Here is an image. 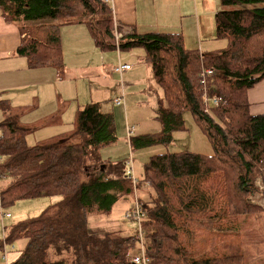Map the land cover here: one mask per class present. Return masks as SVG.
Listing matches in <instances>:
<instances>
[{
	"label": "trees",
	"instance_id": "1",
	"mask_svg": "<svg viewBox=\"0 0 264 264\" xmlns=\"http://www.w3.org/2000/svg\"><path fill=\"white\" fill-rule=\"evenodd\" d=\"M219 6L217 40L226 47L203 53L188 49L181 32L139 34L135 28L128 32L115 24L106 0H0L4 19L18 24L24 36L16 54L32 69L63 72L64 24H85L101 52L145 50V62L163 92L158 111L162 130L156 136L130 137L132 145L171 143L174 133L185 131L184 115L191 113L214 150L211 156L192 152L152 156L144 165V185L135 186L126 162H105L101 157L102 150L118 142L112 111L99 103L88 104L78 109L70 133L30 145L28 138L38 126L22 124L20 111L12 113L16 110L11 105L0 102L4 117L0 206L62 197L39 217L8 230L0 253L27 240L11 264H133L130 256L139 249L137 231L101 238L89 232L88 219L93 214L109 216L127 195H135V204L143 186L148 199L138 202L149 264H246L239 247L231 245L230 253L222 249L231 250L227 236L238 233L234 227L242 218L263 211L250 198L261 191L257 182L264 187V114H250L248 92L264 81V0H220ZM51 20L60 23L28 25ZM212 68L215 78L202 79L203 71ZM215 89L227 105L206 112L204 91ZM199 226L220 229L221 234L206 243ZM219 237L225 239L217 250Z\"/></svg>",
	"mask_w": 264,
	"mask_h": 264
},
{
	"label": "rangeland",
	"instance_id": "2",
	"mask_svg": "<svg viewBox=\"0 0 264 264\" xmlns=\"http://www.w3.org/2000/svg\"><path fill=\"white\" fill-rule=\"evenodd\" d=\"M186 4L187 11H193L192 18L187 17L184 20V26L187 29L184 36L186 47L192 50L199 49L203 53H212L225 49L226 42L217 40L216 34L215 15L220 9V0H197L196 5L193 1L188 0ZM142 14L143 11H141ZM169 31L175 30L169 29ZM64 41L66 55L64 60L62 46L64 74L61 77L64 80L61 88L66 91L64 98L68 101L61 103L59 115L63 116V113L71 112L72 108V116H63L64 123L62 126L46 128L31 134L28 138L30 145H36L60 134L70 133L73 130L74 114L78 106H80L78 109H81L84 105L98 102L102 105L103 110L113 112L118 136V142L115 145L102 150V158L110 162H126V172H129L133 180L139 182V184L141 183V185H144V165L152 156L180 152H192L207 156L214 154L211 142L204 135L191 113L184 115L185 131L174 133L171 143L166 145L151 144L147 147H139L136 143L132 145L128 136L130 127L134 128L132 137L156 136L162 130L158 111L163 102V92L153 77L151 67L145 62V50L137 47L126 52H103L106 55H110V59L108 61L103 59L102 61H97L95 59V45L90 34L82 45L81 43L78 44V42L74 44L73 42L76 41V38L70 35H65ZM103 53L102 56L104 55ZM120 63H129L131 67H138L135 70V80L140 81V84L134 86L133 92V83L127 82L125 75L121 77L118 76L119 74L115 75L110 72L111 65L118 66ZM26 89L30 88H22L19 91ZM216 91H218L217 89H215V93H218ZM122 93L125 96V105L118 106L115 104V100ZM67 95L71 98H66ZM46 103L48 104L47 101ZM46 106H43V108ZM13 112L17 113L18 111ZM18 117L21 118L20 114H18ZM2 118L3 115L0 112V121ZM257 187L261 191L252 196L250 201L262 209V213L242 218L234 227V231L236 230L238 233L233 237L227 236L226 240L231 250L222 249V252L230 253L233 251L232 246L239 247V251L246 258V264H264V196L262 194L264 187L261 181L257 182ZM3 188L4 184L1 181L0 189L2 190ZM147 190L143 186L141 190L137 191L138 201L141 204L142 197V201L148 199L149 193ZM61 199V196L40 197L18 201L6 209L0 206V241L4 240L6 233L12 226L39 217L51 205ZM134 199V194L124 197L115 205L109 216L91 215L88 219L89 232L101 238L109 234H120L124 237L134 234L137 231L138 224L126 218L127 213L135 205ZM7 214L10 215V218L4 217ZM218 226L219 224L217 223ZM205 227L203 230L200 227L199 230L200 236L206 243L213 239L214 236L221 234L220 229L206 231ZM222 239L225 238L219 237L217 241V250ZM197 242L195 240L194 244H197ZM26 245L27 240L23 239L8 246L7 263L2 260L4 252H1L0 264H11L17 261Z\"/></svg>",
	"mask_w": 264,
	"mask_h": 264
},
{
	"label": "crops",
	"instance_id": "3",
	"mask_svg": "<svg viewBox=\"0 0 264 264\" xmlns=\"http://www.w3.org/2000/svg\"><path fill=\"white\" fill-rule=\"evenodd\" d=\"M187 1L188 0H113L111 8L114 13L115 24H120L122 27L126 28L128 32L132 30V28H135L139 34L151 32H181L185 36L187 29L186 26H184V20L187 17L192 18L193 16V11L188 12L186 9ZM191 1L196 5L197 0ZM141 11H143L142 15ZM59 23L58 21L51 20L28 23V25L39 26ZM169 29L175 31H169ZM60 34L65 60V35L76 38V41L73 42L74 44L78 42V44L81 43L82 45L83 42L88 39L90 33L85 24H64L61 25ZM23 38L24 36L21 34L19 25L7 22L0 9V102H7V104H9L8 106L11 105L14 110L20 111V122L25 125L38 126L37 132L46 128L62 126L64 123L63 116H72V108L70 110L71 112L63 113V116L59 115L61 103L63 101H68L64 98L66 91L61 88L64 80L61 75L64 74V70L60 73L51 67L42 69L30 68L28 60L16 54ZM95 50V59L97 61H102V59L108 61V59H110V55L104 54L96 47ZM102 53L104 54L103 56ZM122 65L130 64L125 63ZM111 66L110 72L118 75L115 72V67L117 66ZM137 68L138 67H132L131 70L123 74V76H126L127 82L133 83L132 92L134 91V86L140 84V81L135 80V70ZM27 87L30 89L19 91ZM66 98L71 97L67 95ZM248 100L250 104V114L252 116L264 114V81L249 90ZM45 105L47 106L43 108ZM79 107L80 106H78V108ZM77 111H75V117ZM0 112L2 111L0 110ZM3 118L0 122L3 121ZM103 161L109 162L104 159Z\"/></svg>",
	"mask_w": 264,
	"mask_h": 264
},
{
	"label": "built area",
	"instance_id": "4",
	"mask_svg": "<svg viewBox=\"0 0 264 264\" xmlns=\"http://www.w3.org/2000/svg\"><path fill=\"white\" fill-rule=\"evenodd\" d=\"M112 2L113 0H106V3H108L109 5H112ZM123 34L120 33L118 34L117 38L120 39L122 38ZM132 67L130 65H122L121 63L115 68V72L117 74H119L120 76H123V74L126 72V71H129L131 70ZM217 75V71L215 69H205L203 71V74H201V77L202 79H210V80H213L215 78V76ZM203 84H205L206 82H204V80L202 81ZM204 103L205 105L207 106V111L208 112L209 110H211V108L213 107H223V106H226L227 105V100L221 95V94H218V93H211L209 92V90H205L204 91ZM115 104L118 105V106H121V105H125V98H124V93L122 94L121 97H118L116 100H115ZM134 133V128L133 127H130L128 129V136L129 137H132ZM3 136L0 132V139H2ZM2 163V158H0V164ZM128 177L129 179H131L133 181V184H136L138 182L134 181L131 174L128 172ZM4 178L2 177V175H0V188H1V181L3 180ZM5 218H10V215L7 214V215H4ZM127 219H130L134 222H136L138 224V227H137V232H136V238L137 240L139 241V249L137 250V252L133 255L130 256V260L133 264H149L150 263V259L149 257L147 256L146 254V233H145V229L143 228L142 226V220H143V213H142V208H141V205L140 203L138 202V200L136 201L133 209L126 215ZM7 248L4 252V257H3V260L4 262L7 263Z\"/></svg>",
	"mask_w": 264,
	"mask_h": 264
}]
</instances>
